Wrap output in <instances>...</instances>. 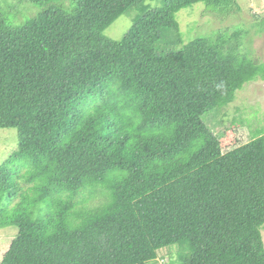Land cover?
Segmentation results:
<instances>
[{
	"label": "trees",
	"instance_id": "obj_1",
	"mask_svg": "<svg viewBox=\"0 0 264 264\" xmlns=\"http://www.w3.org/2000/svg\"><path fill=\"white\" fill-rule=\"evenodd\" d=\"M24 1L16 26L0 6L1 264H264V128L225 151L214 132L264 64L241 31L185 42L177 20L237 0Z\"/></svg>",
	"mask_w": 264,
	"mask_h": 264
},
{
	"label": "rangeland",
	"instance_id": "obj_2",
	"mask_svg": "<svg viewBox=\"0 0 264 264\" xmlns=\"http://www.w3.org/2000/svg\"><path fill=\"white\" fill-rule=\"evenodd\" d=\"M162 0H146L145 5L157 7ZM240 12L228 16H217L207 12L204 5L197 4L191 8L180 11L177 20L181 26V32L185 42L209 32L207 39H215L216 32L220 29H228L232 34L241 31L236 37L244 53H248L250 59L264 64V0H237ZM3 15L13 25L23 23V19L37 16V10L30 11L24 0H7L1 2ZM38 9V12L41 10ZM29 20V19H28ZM133 24V19L126 15L119 18L106 32L105 35L113 40H120ZM21 26V25H20ZM214 112V111H212ZM225 113V110H222ZM209 114V113H208ZM207 114V115H208ZM226 115L229 120L224 126L214 129L217 136L221 137L224 151L239 137L241 142L251 140L252 132L264 128V80L246 84L237 93V99L228 106ZM204 117V121L208 116ZM241 126V128H240ZM238 132V134H236ZM238 135V137H237ZM242 144V143H240ZM18 149V132L15 129H0V166ZM16 227L0 229V264L4 255L8 252L12 241L17 236ZM264 235V229H263ZM176 248L172 250L175 254ZM170 252H164L168 257ZM162 255V257H163ZM159 256H161L159 254ZM162 257L159 261L161 263Z\"/></svg>",
	"mask_w": 264,
	"mask_h": 264
}]
</instances>
